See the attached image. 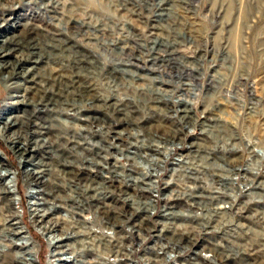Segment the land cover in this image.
I'll use <instances>...</instances> for the list:
<instances>
[{"label":"rangeland","instance_id":"rangeland-1","mask_svg":"<svg viewBox=\"0 0 264 264\" xmlns=\"http://www.w3.org/2000/svg\"><path fill=\"white\" fill-rule=\"evenodd\" d=\"M0 46L28 71H0V115L36 125L0 136V264H42L45 237L85 228L69 222L148 215L155 185L228 259L264 264V0H0ZM33 132L53 138L21 159L8 141Z\"/></svg>","mask_w":264,"mask_h":264},{"label":"built area","instance_id":"built-area-1","mask_svg":"<svg viewBox=\"0 0 264 264\" xmlns=\"http://www.w3.org/2000/svg\"><path fill=\"white\" fill-rule=\"evenodd\" d=\"M156 189L144 201L149 211L147 220L145 214H139V206L131 203L133 214L122 215L124 219L108 222L104 228L101 222L89 217L87 221L69 222L74 226L83 224L85 228L72 230L67 227L64 232H59V238L53 235L45 237L42 264H235V257L239 256V261L242 260L241 255L251 256L236 249L238 255L234 253V260L228 259L230 254L226 253V248L228 251L231 249H219L208 240V233L204 230L209 222L204 220V216L190 215L200 207L189 206L178 195L172 198L171 205H166L163 203L165 197L158 198L152 194ZM125 199L122 202L128 204ZM182 203L186 209L179 212L176 208ZM83 209L76 210L81 212ZM64 211L72 218L79 216L69 210ZM141 216L143 218L139 219ZM187 218H193L191 222L195 226L189 225L191 222Z\"/></svg>","mask_w":264,"mask_h":264},{"label":"bare ground","instance_id":"bare-ground-1","mask_svg":"<svg viewBox=\"0 0 264 264\" xmlns=\"http://www.w3.org/2000/svg\"><path fill=\"white\" fill-rule=\"evenodd\" d=\"M2 42V41H1ZM3 43H4V41H3ZM2 43V44H3ZM11 54H12V51H4V49L0 46V60H2V59H5V58H7V57H9V56H11ZM22 62V61H21ZM19 63L20 62H18L17 60L14 62V63H8V62H6V63H0V71L2 72V74H3V80L5 81V83L7 84V83H10L13 79H14V76H18L20 73H22V70L20 69V67H19ZM20 72V73H17V72ZM27 72L28 71H26L25 73L23 72L22 74V76H25V75H27ZM15 77V78H16ZM22 78H24V77H22ZM16 88V87H15ZM2 116H5V118H3ZM28 124L29 125H33L32 123L30 124V121H27L26 119H23V120H21L20 122H18V120L16 119V118H14V117H10V116H6L4 113L3 114H1L0 115V136L2 137V136H4V133L5 132H7V131H9V130H12V129H14L15 128V126H28ZM33 127H36V125L34 124L33 125ZM20 132V131H19ZM46 133L45 132H38V133H35V132H33L32 133V136H35L36 135V137H38V138H35V137H33L32 138V140L31 141H27V140H23V141H19L20 139H19V137H17V135H13V136H15V138L14 137H12L8 142L11 144V148H12V150H14L15 151V153H17L18 154V156L21 158V159H24V156H28V155H30L32 152H34L35 150H36V148L37 147H40V148H46L50 143V141L52 140V138H50V139H44V137H42L43 135H45ZM20 137H21V135H20ZM24 138V137H23ZM89 154V153H88ZM87 158V157H86ZM93 158H95V159H98V158H100L99 156H95V157H93ZM92 158V159H93ZM91 160V159H90ZM26 162H28V161H26ZM67 162V161H66ZM86 162L90 165L92 162L91 161H89V159L88 160H86ZM164 163V162H163ZM1 164V163H0ZM180 164H182L181 162L180 163H178V164H175V165H179V167H181V165ZM176 166V167H177ZM142 167V166H141ZM116 167H114V169H115ZM0 171L1 172H3L4 173V175L6 176V177H8L9 178V176H11L12 174L10 173V171L8 170V169H5V167H3V165H0ZM140 174H141V172H142V169L140 168ZM42 174H43V172H39V171H32V172H30V170H26L25 171V176H26V178L29 180V185L30 186H32V185H34V186H37V188H39V186H43V184H44V181L42 180L43 179V176H42ZM145 177H146V175H145ZM151 177H153V176H150V182L152 181L153 182V179L151 180ZM42 180V181H41ZM130 180V179H129ZM135 180H137V179H135ZM134 180V181H135ZM133 182V181H132ZM138 182V181H137ZM155 182V181H154ZM141 183V182H140ZM142 183H144V182H142ZM141 183V184H142ZM148 183V182H147ZM156 183V182H155ZM145 184V183H144ZM148 185V184H147ZM149 185H150V187H153V186H151V184L149 183ZM139 186V185H138ZM145 186H146V184H145ZM144 186V187H145ZM155 186H157V185H155ZM155 186H154V188H150L151 190V192L155 189ZM136 187V186H135ZM135 187H134V189H135ZM144 187H143V189H144ZM6 190H2V193L3 194H9L7 191L5 192ZM136 191V190H135ZM149 190H148V192H150ZM190 191V190H189ZM192 191H197L198 193H201L202 194V192L203 191H201V192H199V190H192ZM144 192V191H143ZM146 192V191H145ZM150 192V193H151ZM178 192V191H177ZM205 192V191H204ZM35 194V196H33V197H36V196H38V197H41L43 194H44V190H40V188H39V190L37 191V190H35L34 192H33V194L32 195H34ZM187 194H188V192H187ZM194 194V193H193ZM150 196H151V194H150ZM183 196V195H182ZM181 196V197H182ZM146 197V196H145ZM173 197V196H172ZM192 197V196H191ZM147 198V197H146ZM168 198V197H167ZM185 198V197H184ZM202 198V197H201ZM71 199V198H70ZM141 199V198H140ZM166 199V198H165ZM170 199V198H169ZM168 199V200H169ZM187 199V198H186ZM205 199V198H204ZM167 200V199H166ZM188 200H189V198H188ZM215 200V199H214ZM40 201H42L40 204L38 203V206H44L45 204H47L48 202H44L43 201V199H40ZM191 202H193V200L191 201ZM196 202V201H195ZM202 202V201H201ZM217 202V201H216ZM44 203V204H43ZM144 203V202H143ZM142 203V204H143ZM167 203V202H166ZM218 203V202H217ZM76 204V203H75ZM168 204V203H167ZM171 204V203H170ZM205 205H206V203H204ZM203 204V205H204ZM80 205L81 206H79V207H77V208H75V209H77V210H79V208L81 207L82 208V204L80 203ZM145 205V204H144ZM76 206V205H75ZM210 206V205H209ZM196 207V206H195ZM215 207V206H214ZM208 208V207H207ZM70 209V208H69ZM218 209V208H217ZM220 209V208H219ZM145 210V209H144ZM216 210V209H215ZM76 212V211H75ZM145 212V211H144ZM147 212V211H146ZM211 212V211H210ZM139 214H141L140 212H139ZM142 214H145V213H142ZM173 214H171L170 216H169V218L171 219ZM145 216H147L146 218H148V216H149V211H148V215H147V213L145 214ZM204 216V215H203ZM195 217H197V216H195ZM199 217H202V215H200ZM195 219H197V218H195ZM22 243L23 244H25V246H26V244L27 245H29L30 246V244L28 243V240L26 239V238H23L22 239ZM232 257V256H231ZM15 258V257H14ZM20 260V259H19ZM19 260H16V259H14L13 261V263H15V264H35V260H34V254H33V251H31V252H28L27 253V255H26V257H25V259H24V261H22V258H21V262L22 263H19ZM4 263H6L5 261H4ZM4 263H2V264H4ZM12 263V262H11ZM7 264V263H6Z\"/></svg>","mask_w":264,"mask_h":264}]
</instances>
